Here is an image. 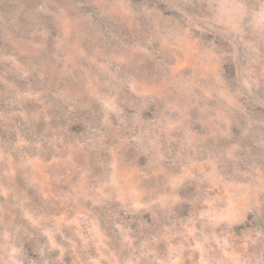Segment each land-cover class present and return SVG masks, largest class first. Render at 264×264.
<instances>
[{"label": "rangeland", "instance_id": "rangeland-1", "mask_svg": "<svg viewBox=\"0 0 264 264\" xmlns=\"http://www.w3.org/2000/svg\"><path fill=\"white\" fill-rule=\"evenodd\" d=\"M0 264H264V0H0Z\"/></svg>", "mask_w": 264, "mask_h": 264}]
</instances>
